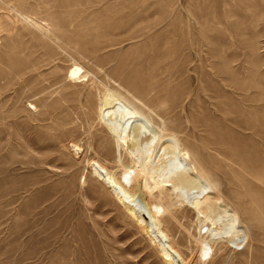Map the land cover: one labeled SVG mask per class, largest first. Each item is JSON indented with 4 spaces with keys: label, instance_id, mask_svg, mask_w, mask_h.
I'll use <instances>...</instances> for the list:
<instances>
[{
    "label": "rangeland",
    "instance_id": "rangeland-1",
    "mask_svg": "<svg viewBox=\"0 0 264 264\" xmlns=\"http://www.w3.org/2000/svg\"><path fill=\"white\" fill-rule=\"evenodd\" d=\"M107 96L163 129L159 180L179 141L188 188L218 199L210 261L192 201L163 198L153 240L94 173L132 166ZM168 244L177 264H264V0H0V264H170Z\"/></svg>",
    "mask_w": 264,
    "mask_h": 264
},
{
    "label": "bare ground",
    "instance_id": "bare-ground-1",
    "mask_svg": "<svg viewBox=\"0 0 264 264\" xmlns=\"http://www.w3.org/2000/svg\"><path fill=\"white\" fill-rule=\"evenodd\" d=\"M82 76L83 71L81 68L76 67L71 70V78L79 79ZM114 101L115 100L112 96H107L104 101H102L101 118L104 124L109 128L112 138L115 140L118 148L122 149L132 159V166L127 164L130 167H125L126 165L122 166V168L120 167L121 175L119 182L117 181L115 175L107 174V172L104 171L106 174L105 178L99 162L92 163L94 173L102 178L105 181V184L113 190L114 196L122 205H125L128 214L133 216L140 223L143 230L152 235L153 240H158V235H160L166 240L164 242L169 243L170 241L169 237L162 230L160 225V219L166 211L162 202L163 198L166 197V199H168L171 196L175 197V200H177L179 204L184 203V201H192L193 209L199 215L200 222L203 225L202 229H204L203 236L205 239L199 241V261L202 263L210 261L213 257V244L209 241V239L213 237L215 227L207 212L215 213L214 210L216 208V204L218 203V199H211V196L207 193V186H201V188L197 189L196 192L193 191L194 188H188L189 186H187V184L190 182L189 176L192 174L191 172L194 171V168L191 166L193 164L190 165L188 163V160L190 159V156L187 153L188 151H182V147L180 148L182 145L180 143V145L178 144L179 141H172L173 149L170 153L173 154V159H181V163L171 167L168 172L170 179L159 180L161 175H157L158 172L156 169L154 170V168L157 167V149L161 144L165 143L163 141L165 140V138L163 139V129L158 128L159 130H157L153 127L151 122L142 115V111L140 112L138 108L137 110H133L132 108H128V105L126 106L123 103L121 104V102ZM128 104L131 103L128 102ZM142 131L146 134L144 138L141 137ZM145 142L148 144L146 148H144L143 145ZM163 150L164 154L162 157H159L160 161H163L165 156L169 153V148H165ZM147 152H150L148 159H146L147 156L143 157L147 154ZM165 167L166 166L162 165L160 170L163 172ZM142 183L145 192L157 199L156 204L146 203L141 193L139 196H135L130 192V189H132L135 184L141 185ZM208 185L210 184L208 183ZM202 189L206 192V197H204L203 202H201L200 199H198V196H196V194H201ZM207 201H214V206H204V203ZM160 243L162 242L160 241ZM162 250L165 256L164 258H166L170 264H177L176 257L182 259V255L180 254L181 252L179 253L177 250H174L169 244L165 245Z\"/></svg>",
    "mask_w": 264,
    "mask_h": 264
}]
</instances>
